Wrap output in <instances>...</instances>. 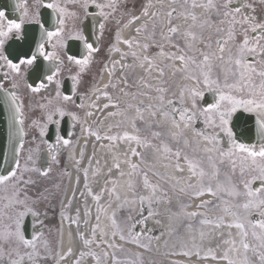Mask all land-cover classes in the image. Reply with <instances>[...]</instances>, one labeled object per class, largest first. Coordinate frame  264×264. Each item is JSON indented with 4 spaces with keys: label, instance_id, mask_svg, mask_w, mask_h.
Wrapping results in <instances>:
<instances>
[{
    "label": "snow or ice",
    "instance_id": "1",
    "mask_svg": "<svg viewBox=\"0 0 264 264\" xmlns=\"http://www.w3.org/2000/svg\"><path fill=\"white\" fill-rule=\"evenodd\" d=\"M73 3H79L84 9L85 17L91 15L93 18L99 16L102 18L98 23V30L103 35L105 23L109 17L117 9L118 0H72ZM66 0H34L35 7L39 9L41 6L45 10H51L44 19H41V12L39 10L32 11L33 3L30 0H15L14 5L9 6V10L19 13L17 18H11L6 14L5 10H0V76L3 79L11 80L12 89L19 87L17 81L25 80V88L33 93L38 94L47 90L50 85H55L56 98L63 101H71V95H62L61 81L59 79L61 70L67 66L71 68L75 65L78 68L76 75L71 77L73 81V93L76 92V85L80 83V77L91 66L94 54L99 51L92 42H89L84 31L80 28H74L72 31L67 30V19L69 17H76L75 12H69L65 6ZM98 9V12L89 13V7ZM195 7H205L213 9L217 14L223 16L221 24L228 23L227 39L220 38L216 41V51L214 52H200V59L194 56H186L174 53L169 59H178L182 63V67L177 69L183 72L184 79L191 83L183 85L178 96L173 94L172 98H166L168 89L156 88V92L160 93L156 97L155 104H148V109H153L150 115L155 117H163L167 122L170 135L174 140L184 138L185 145L189 141L185 137L188 129H191L197 137L202 138L205 143L203 151L209 153L207 160L212 168L209 174L194 159H189L187 155L182 157L181 151L177 150L173 153L177 160L181 158L188 164V169L193 177H199L200 187L195 192L196 196H203L205 192L213 196L217 195L218 191H224L229 197L245 196L246 202L242 204H234L224 208V211L232 215L234 219L228 224L229 228H235L239 231L240 245L245 253L244 260L240 264H249L247 253L252 251L262 262H264V22H258L255 16L245 14L242 9L250 8V4H241L240 6H233V0H223L218 4L215 0H207L206 4L197 5L193 0ZM222 10V11H221ZM173 9L168 13L169 16L173 14ZM147 15V10H145ZM240 17L237 19V17ZM53 17H55L53 19ZM138 17H133V20ZM193 21L197 20L195 14L192 15ZM51 24V28L49 25ZM26 25H33L34 27H26ZM239 25L242 30L237 32L236 26ZM94 27L97 25L94 24ZM140 29H137L139 32ZM169 33H176L175 27L169 28ZM193 40L196 36L192 32L187 33ZM240 35L242 39L237 41V36ZM68 41L80 42L83 46V53H71L68 50ZM230 41H236L235 48L227 49V56H225L226 45ZM129 48L132 47V40H124ZM137 46L139 41L135 42ZM7 45V47H6ZM143 48L148 45L144 44ZM188 47H192L191 44ZM51 48V50H49ZM119 51V49H116ZM131 55L136 56L137 53L133 51ZM161 56L165 53L161 51ZM259 57V59H254ZM148 62L149 70L154 66V62L148 56L142 58ZM143 67V64H141ZM214 68H219V72H214ZM160 75H164L163 68L160 69ZM31 79V83L27 80ZM107 88L108 85H105ZM0 89L8 92L4 88L3 83H0ZM212 93L213 99L211 102H205V94ZM127 94V93H125ZM10 99L15 107V118L19 125L24 124L23 120V104L20 102V97L16 91H12ZM107 96V93H104ZM110 99V97H109ZM190 100V107L188 106ZM51 103V101H49ZM110 105L106 104L107 108ZM118 107L117 105H111ZM45 107V105H41ZM78 107L83 108L80 104ZM95 107V105H92ZM129 107H132L130 104ZM145 107L143 102L136 106L139 119L143 120L142 109ZM119 113H110V115H117ZM244 114H249L248 119L254 116L255 134L257 143L243 142L240 137L247 136L253 129L245 127L243 131L237 132L244 120ZM65 115L71 116L74 121H78L79 117L75 112L65 111L62 107H55L47 114V120L53 123H59V120H54L55 116L63 118ZM87 115L91 116L89 112ZM199 121L204 125L202 129L194 127L195 123ZM133 126H135L133 124ZM175 129V131H172ZM20 134L23 135V128H20ZM44 134V129L41 128V135ZM97 136V139L101 137ZM154 137H160L159 131L153 132ZM105 139L115 140V136L105 137ZM122 139L136 141L140 143V137L130 135L125 132ZM69 140L58 136L56 139L57 145L67 146ZM23 147L21 143L20 148ZM55 148L49 146V155L51 162H57ZM164 152H171V149L164 145ZM19 155V149L16 151ZM132 155L138 156L135 149H132ZM237 160L240 161V175L245 176V173H254L250 179L242 180L245 191L242 193L232 185L225 188L217 180L216 188L213 190L211 181L219 176V168L217 164H223L228 161L231 164L233 174L237 168ZM31 162V167L28 166ZM36 161L33 156L29 155L25 163L23 171L39 172L42 176H47L51 171L49 166L46 169L37 168ZM118 167V165H117ZM133 169L137 168L136 164H132ZM177 170L184 169L177 164ZM21 168L19 159L15 160V167L6 171L5 174H0V188L7 189L11 185V195L3 197L7 201L3 209H0V264H41V245L46 249L48 242L43 239L42 232H35L30 238L25 235V218L28 216L39 218L40 212L37 208V203L40 197L32 200L26 193L22 195V190L19 188L21 183L31 184V180H23L22 175H18V170ZM208 178L209 185L204 187V180ZM260 181L261 185L253 189L252 185ZM145 188L152 189V196H155L156 185L151 184L148 180L147 174H144ZM190 188L195 186L189 185ZM183 191V189H181ZM45 199L47 197H44ZM99 200L100 197H94ZM141 203L148 201L151 204L153 201L149 197H139ZM158 203V199L156 201ZM209 201H202L198 207H205ZM233 208L243 209V214L239 211H233ZM4 209L10 210L5 212ZM253 211L257 213L258 218H251ZM149 211L148 215H153ZM190 217L204 216L202 212L187 213ZM5 217L9 221L4 223ZM99 219V217H97ZM223 218L221 217L220 220ZM75 222V221H74ZM43 226V221H39ZM203 224H211V219L205 218L201 221ZM114 227L118 225L115 218L112 220ZM219 227V223L216 225ZM35 227V225H34ZM136 225H132V229L128 232L131 237V242L136 243L139 247H147L146 244L140 243L141 233L134 231ZM112 235L115 237L117 232L114 231ZM203 235V233H201ZM251 238V239H250ZM120 239L124 240L125 236L120 234ZM254 241V242H253ZM92 240H85V244H91ZM105 243H107L105 241ZM109 248L116 247L114 244H108ZM71 254V249L68 250ZM92 255L97 264H100L101 256L95 252L87 253ZM86 255L81 253V257ZM187 255V253H185ZM103 257L106 259L108 253L104 252ZM227 259V255L224 257ZM60 259H65L60 256ZM114 264H119L113 256ZM135 264V262H132ZM229 264H237L235 261H229Z\"/></svg>",
    "mask_w": 264,
    "mask_h": 264
},
{
    "label": "bare ground",
    "instance_id": "2",
    "mask_svg": "<svg viewBox=\"0 0 264 264\" xmlns=\"http://www.w3.org/2000/svg\"><path fill=\"white\" fill-rule=\"evenodd\" d=\"M163 6L165 9H173L174 5L169 0H150V12H154L159 6ZM207 9L205 7H195L194 12L196 17L203 18L206 15ZM147 16L142 14L131 24L124 26L119 33L122 42L116 43L118 52H113L110 57V61L120 60L119 52L126 49L124 40H132L138 37L136 28L144 21ZM192 15L185 16L184 18H178V29L182 32L181 37L186 44L189 43V37L187 33L193 24ZM169 56H165L167 63L170 65L168 68V77H172L174 66H177L179 62L174 59H169ZM154 61L157 62L158 58L155 56ZM143 64V67H141ZM133 80L134 84L138 86V92L141 94L140 98L136 99L135 104L139 105L143 102L145 107L142 109L144 119L142 122L148 123L154 120V128L158 131V124L162 123L161 117L153 118L150 113L151 109H148L146 105L152 104L153 97L146 96L144 90L149 85H155L160 79V70L153 66L149 70L147 61H134L133 66ZM112 77L116 80L122 81L123 78L120 71L112 73ZM110 73L108 72V65H105L100 75L97 87L106 85L109 82ZM93 91V97L95 95ZM127 97L130 95L127 94ZM95 98V97H94ZM94 99L91 101L93 102ZM108 104L106 99L100 98L95 102V108L91 109V116H86L84 119V127L86 130H91L92 134H84L81 130L78 141L72 151L69 153L67 159V168L69 171V179L65 191V205L68 206V211L71 215H75L78 218V224L75 227L64 225L63 226V246L70 248L72 251L80 249L81 244L78 240L77 231L81 230L84 236H87L89 228H94L95 239H98V243L101 245V249L106 252H111L112 248L108 247V244L119 243L113 233L112 218L115 212L121 209L132 210L136 200L132 199L133 193L138 191V195L147 197V191L134 185L133 171L153 170L159 175V180L167 181L175 188V192L181 191V189L188 188L189 185H195L197 178L193 177L188 169L183 165H179L183 168V171L177 170V164L163 160L159 152H152L148 158L143 154L147 151L146 147L140 145V143L133 142L127 139H122L124 132H120L119 125L122 121L120 117L121 109L119 107L104 106ZM110 113H119L117 115H110ZM150 116L152 118H150ZM161 120V121H160ZM88 126V127H87ZM91 127V128H90ZM130 124L127 126V132H130ZM98 134L101 138L97 139ZM133 135V134H130ZM115 136V140L105 139V137ZM140 137V136H139ZM132 149H135L140 155L132 157ZM132 164H136L137 168L133 169ZM118 165V167H117ZM135 186V187H134ZM145 191V194H142ZM99 196L100 199L96 200L94 197ZM148 202V201H145ZM144 202V203H145ZM196 203V200L192 201ZM124 211H122L123 213ZM161 217H149V224L155 228H159L160 232L156 237V244L158 252L162 250L164 242H166L173 233L181 228V220L176 214L175 217L168 211ZM99 217V219H97ZM175 218V221H174ZM171 229V232L169 231ZM188 227H183L182 234L186 233ZM219 231L222 236L229 237L233 242L238 241V230L229 228L228 226L219 227H207V236L202 242L203 254L205 252L212 251L217 259L222 258L223 250L225 248L224 242L221 238L214 235ZM196 232V231H195ZM192 232L187 235L189 241H191L196 233ZM76 234V235H75ZM210 235H212L210 237ZM169 237V238H168ZM105 241L107 243H105ZM192 244V243H191ZM128 249L136 252L135 247L130 244L122 245ZM193 247V245H190ZM159 253H157L158 255ZM186 260L181 259L180 262ZM189 262L193 264H229L221 261H209L199 259V257L192 256ZM179 260H176L172 264H179ZM86 264V263H85Z\"/></svg>",
    "mask_w": 264,
    "mask_h": 264
},
{
    "label": "rangeland",
    "instance_id": "3",
    "mask_svg": "<svg viewBox=\"0 0 264 264\" xmlns=\"http://www.w3.org/2000/svg\"><path fill=\"white\" fill-rule=\"evenodd\" d=\"M188 1L190 2L189 11L187 13H184L186 10V5ZM144 2H146L147 5L149 4L148 0H145ZM215 2L220 4L223 2V0H215ZM177 3L178 4H176L175 2L173 3L174 4L173 9L175 11L173 12L171 16L169 15L168 17L165 16V20L162 19L163 17L162 13H169L172 9L171 10L165 9L163 8L162 5L159 6L158 9L154 13H152L150 20L147 22L149 28L143 30L144 31L143 35L140 34L141 30L137 32L138 38L132 39L133 41L132 47L131 48L127 47V49H125L124 51L119 52L120 60L111 62L108 65V71L109 73L110 72L112 73L113 71L115 72L120 71L122 78L128 81V83L131 85L130 89L128 88L126 92L123 91V94H120L122 93L120 90L118 91L119 93L117 94V96H119V98H121L123 102L124 101L126 103L128 102L126 104L127 106L124 105L125 102L124 103L122 102L124 107H122L121 111L118 110L121 115L120 117L122 118L119 128H121L120 132L125 133L128 131L127 130L128 124H130L131 131L127 133L140 136V145L147 148V151L143 154V156L145 158L146 157L148 158L150 155H152L153 151L159 152L163 160H167L175 164L183 165L184 167L188 169V164L185 160H183L182 158L180 160H177L173 155L175 151L180 150L182 157L184 155H187L189 159H194L198 161L200 165L205 169V171L210 174L212 172V168L207 160V156L210 154L205 153L203 151V148L205 147V143L203 142L202 138L197 137L191 129H188L185 133V137L189 141L188 145H185L184 138H180L179 140H174L170 135L168 124L167 122L164 121L163 117H161L162 123L158 124V129H157L161 133V136L154 137L152 135L153 132H156L154 128L155 126L154 120L148 123L142 122L138 117L137 108L134 105L136 99L140 97L137 94H132V89L134 88L136 90L135 88L136 85L134 86V81H133V73H132L133 66H134V61L143 60L142 58L145 56L144 50L147 51L148 55H152L155 53L154 55L157 56L158 61L154 63V65H157V64L161 65V68H163L164 70V75H163L164 78L159 83V87L163 86L164 88L168 89V92L165 94L166 98H172L173 94L178 96L179 90L183 85L191 83V82L186 81L184 79L185 74L183 72L177 71V69L182 67V63L178 59L176 60L179 62V64L177 66H174L173 67L174 70L172 71L173 74L176 73V78L168 77L167 72H168V68L170 67V65L167 63V59H165V56H170L173 53L177 56H179L180 54H185L186 56H194L199 60L201 51L214 52L216 51L217 39H220V38L227 39V30L229 28V24L228 23L221 24L220 21L224 19L223 16L217 14V12L213 9L206 8L207 9L206 15L203 18L197 17V20H195L192 26L190 27L191 28L190 30L192 33L195 34L196 39L193 40L192 37L189 36V43L186 44L180 38L177 18L194 14V7L192 6L193 1L192 0H178ZM195 3L196 4L197 3L206 4L207 0H195ZM243 4L251 5L250 8L242 9V11L245 14L255 16L258 22H264V0H246L245 2H243ZM239 18L240 17L238 16L237 19ZM171 27H175L177 29V32L169 33L168 30ZM236 30L238 33L242 31L239 25L236 26ZM240 39H242V37L238 35L237 41H239ZM120 41L121 39H120L119 34L114 36L110 43L109 51L118 52L116 51L117 49L116 43ZM136 41H139L140 46H137V44L135 43ZM235 43L236 41H230L228 45H226L225 56H227L228 48H232V49L235 48ZM144 44L148 45L146 49L142 47ZM189 44L192 45L191 48L188 47ZM133 51L137 53L136 56L131 55ZM152 51H154V53H152ZM161 51L165 53L164 56L160 55ZM254 59H259V57H255ZM107 61H108V54H107L106 59L103 61V64H105ZM113 68L115 69L113 70ZM219 71H220L219 68H214V72H219ZM114 81H116L118 85L121 83V81L119 80H114ZM112 82H113V78H111L110 82L106 84L108 85L107 88L105 87V85L101 87H96L95 86L96 81L90 85L88 95L85 101V105H86L85 113H84L85 115H87V113H89L91 109L95 108V107H92V105H94L95 102H97V99H100V98L106 99L108 104L112 105V100L111 98L109 99L111 95L110 90H111ZM93 90H96L97 94L95 95V99L92 102L91 100L93 96L92 94ZM105 92L107 93V96L104 95ZM125 93L129 94L130 96L127 97L126 96L127 94ZM130 104L132 105V107H129ZM188 106L190 107V100H188ZM150 118L152 117L150 116ZM133 124L135 126H133ZM194 127H196L197 129H202L204 125L200 123L199 121H197ZM79 129H81L80 126H79ZM172 131H175V129H172ZM86 134L90 135L92 134V131L89 129L86 131ZM133 142H136V141H133ZM73 145L74 143L68 147L69 148L68 151L72 149ZM164 145H167L171 149V152L165 153ZM29 155H32L33 159L35 158L34 152L23 146L19 154V161H20L21 168L18 170V175H22L23 180H28L30 176H35V175H40L42 178V175L39 172L23 171L25 163L27 161V157ZM132 157L134 158V155ZM55 163L59 165L61 162L57 158V162ZM239 164H240V161L237 160V168H236L235 173L233 174L231 164L228 161H225V163L223 164L218 163L217 167L219 168L220 174L216 179H213L211 181V186L213 187V190H217L216 185H217V180H218L220 184L223 185L225 188H228L234 185L238 191L243 193L245 189L243 188L242 180L250 179L251 175H253L254 173L246 172L245 176L241 177ZM28 166L29 167L32 166L31 162H28ZM35 166L39 168L38 161H36ZM59 169L62 171L63 168L59 166ZM145 173L147 174L149 182L157 186L155 196H152V189L145 188L144 186V174ZM132 175L134 177V185H136V187L138 186L137 188L138 190L140 188H142L143 190H146L147 194L149 193L147 197H149L150 199L155 198V197L156 199H160L162 197L161 196L162 192H165L166 197L170 200L179 199L180 197L184 196V194L182 193L175 192L174 191L175 188L171 184H169L167 181L159 180V175L154 171V169L153 170L149 169L148 171H145V170L133 171ZM196 178H197V181L194 186L198 188L200 186L199 177L197 176ZM203 183H204L205 188L209 185V180L207 177L205 178ZM19 186H20L19 188L22 190V195H23L25 187L23 183H21ZM193 188L188 187V188L183 189V191L191 190ZM135 193H137L136 195H138V191H136ZM0 194H1L0 206H1V209H3L4 204L7 203V201L4 200L3 197L11 195V189H9V187L7 189L0 188ZM228 198L230 197L228 196ZM132 199H139V196L133 195ZM233 199H242V203H244L246 202L247 198L241 195L239 197H233ZM132 204H134L135 208H133L131 211L121 209L116 212L115 220L118 225V228H120V229H117L116 227V232L118 236H120V234H123L125 238H127L126 239L127 243H132L133 245H137L136 243L131 242V237L128 236V232L130 230H133L132 225L134 224V221L136 220V215H137L136 211H138L139 209L140 200H136V202L135 203L132 202ZM164 210L165 211L170 210L171 215L175 217L176 215L175 209L171 210L169 208H165ZM122 211L124 212L122 213ZM119 213L121 214L119 215ZM152 213H154L153 215H165L164 213L157 214V212L155 211H153ZM254 214H257V213L253 211L251 218L254 217ZM174 221H175V218H174ZM229 223L231 222H227L226 225L228 226ZM169 231L171 232V229ZM147 233H148L147 236H149V238L146 237L145 239H143L144 240L143 242H140L142 244L147 245L146 248L142 247L146 252V256H144L143 260L150 261L154 259H159L160 255L166 252V251H162L163 249H165L166 247L171 248L172 246V243H170L171 238L168 237L169 239L166 242H164L162 246V250L158 252V249L156 250V243L152 239V236L154 235V233L153 235H150L148 231ZM211 236L212 235H210V237ZM223 242L225 243V248L223 250L222 260L226 261L227 263H229V261L231 260V261L237 262V264H240V262L244 260V256H245V253L240 245V238L238 242L236 243V242H233L230 238L224 237ZM251 252L252 251H249L247 253L249 264H264V262H262L255 254ZM157 253L159 254L157 255ZM133 254L135 253L131 252V258L136 259ZM225 255H227L228 257L227 259L224 258Z\"/></svg>",
    "mask_w": 264,
    "mask_h": 264
},
{
    "label": "flooded vegetation",
    "instance_id": "4",
    "mask_svg": "<svg viewBox=\"0 0 264 264\" xmlns=\"http://www.w3.org/2000/svg\"><path fill=\"white\" fill-rule=\"evenodd\" d=\"M33 3L32 11L39 10L41 12V19L51 12V10H45L42 6L37 9L34 4V0H30ZM15 0H0V10H5L6 14L11 18H17L19 13L9 10L10 5H14ZM134 4V8L133 5ZM140 5V0H118L117 9L112 15L109 17L107 21H103L105 23V29L103 35L99 33L98 23L102 20L99 16L93 18V16L89 15L85 17L84 9L80 6L79 3H73L72 0H66L65 6L69 12H75L76 17H69L67 19V30L72 31L74 28H80L84 31L85 36L88 37L89 42H92L95 47L99 48V51L94 54V59L89 67V69L81 75L80 83L76 85V92L73 93V81L71 77L76 75L78 72V68L73 65L71 68L65 66L61 70L60 81L61 88L60 91L62 95H71V101H63L62 99L56 98V88L55 85H50L47 90L42 91L38 94H33L29 92L25 88V80H18L17 83L19 87L17 89H12L11 80L3 79L0 76V83H3L4 88L11 89V91H16L17 95L20 97V102L23 104L22 112H23V120H24V132H25V140L24 143L27 144L29 148L40 150L43 146L51 145L55 148L56 139L58 136H61V128L64 123L67 125L69 123V130L65 139H70L73 134L78 121H74L71 116L65 115L63 118L59 116H55L54 120H59V123L49 122L47 120V114L51 112L55 107L59 106L64 108L65 111L75 112L79 117L81 114L80 105L85 99V94L88 85L90 84V77L92 73L99 63L100 59L103 56V50L106 47V40L108 37L112 36L116 29L121 27L123 23L130 20L132 18L133 12H138ZM98 9L94 7H89V13L98 12ZM55 17H53L54 19ZM97 26L94 27L93 25ZM26 27H34L33 25H26ZM51 28V24L49 25ZM69 42V41H68ZM77 44L80 42L74 41ZM82 45V44H81ZM7 47V45H6ZM51 50V48H49ZM84 51V50H83ZM28 83H31L27 80ZM51 101V103H49ZM41 105H45V107H41ZM41 128L44 129V134L41 135ZM47 137H51V141L47 139ZM41 160L39 157L38 161ZM34 187H36L34 185ZM45 196L46 199H43L42 205L40 204L38 207V211L42 212V221L43 226L39 225V227L32 231V234L35 232H42L43 239L48 242V247L45 249L42 245L40 248L41 251V264H97L96 259L92 255H88L87 253L95 252L101 256L100 264H114L113 256L114 253H108V257L105 259L103 257V253L106 252L101 249V245L98 243V239H95V229L89 228L87 236L82 234L81 230L77 231L78 240L81 244L80 249L71 250V254H68L69 248L62 249L61 238H62V223H68L69 225L76 226L78 224V218L75 215H71L68 211V207L61 206V200L63 195V190L61 186V182L58 178H47L45 182ZM216 198V197H215ZM35 200V199H33ZM225 201L222 199H215L214 206L212 204L206 205L205 207L195 206V209L198 212L204 213V216H196L191 217L194 222L189 223L185 222L187 227L193 226H202L204 225L201 221L205 218L211 219L215 223H219L221 220L220 216L212 217L211 209L217 207V203ZM10 212V210H8ZM220 212H225L224 208H219ZM182 219H185L184 216H181ZM75 221V222H74ZM39 223V222H38ZM32 236V235H31ZM182 230L179 228L176 233L177 239H181ZM85 240H92L91 244H85ZM177 252H181V249L178 248ZM81 253H85L83 257H81ZM60 256H64L65 259L61 260ZM117 261V260H116ZM134 261L130 260H121V264H132ZM135 264H143L135 262Z\"/></svg>",
    "mask_w": 264,
    "mask_h": 264
},
{
    "label": "water",
    "instance_id": "5",
    "mask_svg": "<svg viewBox=\"0 0 264 264\" xmlns=\"http://www.w3.org/2000/svg\"><path fill=\"white\" fill-rule=\"evenodd\" d=\"M10 92L0 89V174H5L7 170L12 169L17 159L16 151L19 142L22 140L20 128L22 125L17 123L15 118V107L10 99ZM249 114H244V120L237 132L243 131L245 127L252 128L253 131L240 139L247 143H257L255 134L254 116L248 119ZM261 183L260 181L256 184ZM28 231V225H25V232Z\"/></svg>",
    "mask_w": 264,
    "mask_h": 264
}]
</instances>
